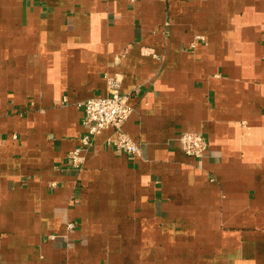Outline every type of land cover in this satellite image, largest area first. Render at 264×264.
<instances>
[{
	"label": "crops",
	"instance_id": "crops-1",
	"mask_svg": "<svg viewBox=\"0 0 264 264\" xmlns=\"http://www.w3.org/2000/svg\"><path fill=\"white\" fill-rule=\"evenodd\" d=\"M106 74L140 152L77 169ZM0 264H264V0H0Z\"/></svg>",
	"mask_w": 264,
	"mask_h": 264
},
{
	"label": "built area",
	"instance_id": "built-area-1",
	"mask_svg": "<svg viewBox=\"0 0 264 264\" xmlns=\"http://www.w3.org/2000/svg\"><path fill=\"white\" fill-rule=\"evenodd\" d=\"M108 94L103 97H93L83 103L85 133L80 137V145L68 153L70 165L81 168L85 163V154L92 146L96 135L103 130L114 129L107 145L119 152L138 155L140 147L125 131V125L133 114L129 103V95L122 93V81L117 76L106 74ZM182 150L189 156L203 158L209 144L205 135L197 131L184 132L179 137ZM77 228L76 222L67 224L68 231ZM53 238V236H51Z\"/></svg>",
	"mask_w": 264,
	"mask_h": 264
}]
</instances>
